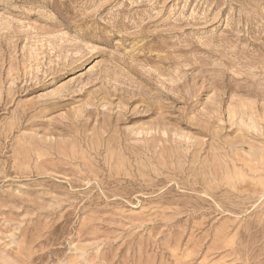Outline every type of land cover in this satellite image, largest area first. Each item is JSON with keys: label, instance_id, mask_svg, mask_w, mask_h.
I'll return each mask as SVG.
<instances>
[{"label": "rangeland", "instance_id": "rangeland-1", "mask_svg": "<svg viewBox=\"0 0 264 264\" xmlns=\"http://www.w3.org/2000/svg\"><path fill=\"white\" fill-rule=\"evenodd\" d=\"M0 264H264V0H0Z\"/></svg>", "mask_w": 264, "mask_h": 264}]
</instances>
